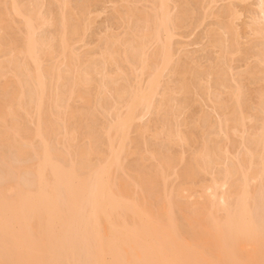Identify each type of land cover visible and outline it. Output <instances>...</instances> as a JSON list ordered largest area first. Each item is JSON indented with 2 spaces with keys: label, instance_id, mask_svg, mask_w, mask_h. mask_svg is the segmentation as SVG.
I'll return each mask as SVG.
<instances>
[{
  "label": "bare ground",
  "instance_id": "obj_1",
  "mask_svg": "<svg viewBox=\"0 0 264 264\" xmlns=\"http://www.w3.org/2000/svg\"><path fill=\"white\" fill-rule=\"evenodd\" d=\"M43 2L0 0V155L15 158L0 177V264H264V0L243 30L256 52L240 40L246 0H110L122 33L93 52L76 47L88 1ZM196 9L214 21L207 66L174 43ZM197 99L208 111L189 126ZM200 174L203 200L187 202L178 181Z\"/></svg>",
  "mask_w": 264,
  "mask_h": 264
},
{
  "label": "rangeland",
  "instance_id": "obj_2",
  "mask_svg": "<svg viewBox=\"0 0 264 264\" xmlns=\"http://www.w3.org/2000/svg\"><path fill=\"white\" fill-rule=\"evenodd\" d=\"M86 1H88V4H87V6H89V7H87L88 8V10L90 11V14H89V16H90V19H91V21L93 20V22H92V24H91V26H90V28L87 30V32H86V34H85V37H84V40H85V42H88V44L89 45H87V47L84 49H82V44H80V45H77L76 47H78V48H80V52H83L84 50H86L87 51V49H88V46H89V49H88V51L89 52H93L94 50H96V51H98L99 50V47H101L100 45H102L103 44V41L102 40H100L99 41V39L101 38V37H103L104 36V34L107 32V31H111V32H117L118 33V31H119V33H122V28H121V21H120V18H119V16L118 15H116L117 13H116V11H113V10H115L114 8H112V7H110V0H86ZM105 1H106V3H105ZM79 2H80V4H81V2H83V0L81 1V0H70V3H71V5L73 6V7H75L77 4H79ZM96 2V3H95ZM105 4H104V3ZM85 3V1L83 2V4ZM256 3H257V0H246V2H241V3H236V5H237V8L240 10V11H243V15H242V17L240 18V20L239 21H237V23L239 24V26L242 28V38L240 39L242 42L241 43H243L244 41V43L243 44H245L247 47L249 46H251V48H250V52H256L257 51V49H258V47H259V41H254V42H252V40H247L248 39V37H247V33L246 32H243V30L245 29L246 30V28H244L245 27V22L247 21V14H248V12L249 11H252V10H255L256 9ZM74 4V5H73ZM43 5H44V7H43V12H45L46 14H48V13H50V12H53V9H54V11H56V12H54V13H57L58 11H57V9H56V6H55V4H54V2H53V0H44V2H43ZM51 5V6H50ZM103 5V6H102ZM119 5V3L117 4V6ZM55 6V7H54ZM112 6V5H111ZM51 7V8H50ZM99 7V8H98ZM93 8V9H92ZM50 9V10H49ZM94 9H95V11H94ZM243 9V10H242ZM47 11V12H46ZM97 11V12H96ZM195 14V15H194ZM193 14V19H192V21H191V23L186 27V28H184V29H182V30H180L179 31V35H177V37H175L174 38V43L175 44H179V45H177V47H179L180 49H182L189 57H192V58H194L196 61H198L200 64H203L204 66H207L208 64H209V62H215L216 61V59L214 58V57H217L216 55V53H217V51H216V49H214V48H212V47H208L207 45H206V39L204 38V32H205V27L207 28V27H209V26H211L212 25V23L214 22L213 20H210V19H208V20H206L205 21V23L203 22V25H200V11H199V9H196V12ZM18 22H19V20L18 19H16V23L18 24ZM199 24H198V23ZM210 22V23H209ZM15 23V25H17ZM120 25H118V24ZM207 23V24H206ZM210 24V25H209ZM15 25H14V27H15ZM196 25V26H195ZM198 25H199V27H198ZM18 27L20 26V23H19V25H17ZM16 26V27H17ZM112 26V27H111ZM190 26V27H189ZM15 27V28H16ZM189 27V28H188ZM52 28V29H51ZM55 27L54 26H48V28H46V30H44L43 32H41L42 34H49L50 32H53ZM114 28V29H113ZM191 29H193V30H191ZM49 30V31H48ZM105 30V31H104ZM243 33H245V34H243ZM0 37L2 36V33L0 32ZM203 34V35H202ZM181 35V36H180ZM5 37H7V36H5ZM87 38V39H86ZM203 38H204V40H203ZM102 39V38H101ZM176 39V40H175ZM95 40H97V41H95ZM247 40V41H246ZM250 41V42H249ZM247 42V43H246ZM96 43V44H95ZM185 43V44H184ZM253 43V44H252ZM186 45V46H183V45ZM250 44V45H249ZM204 45L206 46V48H204ZM244 45V46H245ZM258 45V46H257ZM97 46V47H96ZM99 46V47H98ZM245 46V47H246ZM96 47V48H95ZM183 47H185V48H183ZM93 49V50H92ZM186 49V50H185ZM181 50V51H182ZM190 50V51H189ZM214 50L216 51V52H214ZM192 52V53H191ZM0 53H2V52H0ZM5 54V53H4ZM4 54L2 53V54H0V61L1 60H3V59H5L6 58V54H5V56H4ZM2 55H3V57H2ZM3 58V59H2ZM209 58V59H208ZM215 60V61H214ZM206 61V62H205ZM208 61V62H207ZM241 61V62H240ZM243 58L241 59H238V60H235V62H234V66H235V70H241L242 68H243ZM49 64H51V62H48L47 64L45 63L44 65H46V66H48ZM110 70H112V69H110ZM2 80L1 81H3L4 80V77H2L1 78ZM256 85H257V87H256ZM93 86H94V84H93ZM92 86V87H93ZM251 89H250V88ZM249 88V89H248ZM248 90H247V94L245 95L246 97H247V99H252L253 98V96H254V94H252V92H254L253 91V88H254V90H255V88H258V84H249L248 85ZM94 90V89H93ZM252 90V91H251ZM251 91V92H250ZM94 92V91H93ZM252 95V96H251ZM94 95H91V103L93 104V102H94V97H93ZM246 97H245V99H246ZM250 97H252V98H250ZM200 102V103H199ZM73 103V102H72ZM76 103V104H75ZM75 103H73V106H75V108H78V107H80L82 104L79 102V100H78V103H77V100H76V102ZM79 104H80V106H79ZM91 104V105H92ZM77 105H78V107H77ZM201 105V106H200ZM253 108H255V110H257L256 109V105H252L251 104V111H253L254 109ZM208 108H206V106L203 104V102L202 101H200V99L198 100H196V102H194L193 103V105H191V107L189 108V110L187 109L186 110V114L184 113V115H183V117L185 118V119H187L188 121V123L190 122V124H188L189 126H191V122L192 121H190V120H193V119H197V116H199L200 115V113H202L203 111H208L207 110ZM200 110H202V112L200 111ZM253 111V112H251L253 115H254V122L256 123L257 122V120H258V115H257V112L258 111ZM198 111V112H197ZM197 112V113H196ZM194 116H193V115ZM196 115V116H195ZM252 115V116H253ZM150 116V117H149ZM193 116V117H192ZM257 117V118H256ZM152 120H151V119ZM156 118V119H155ZM214 117H212L211 118V124H215L216 123V119L214 120L213 119ZM255 118H256V120H255ZM149 119H150V121H151V123H150V121H149ZM154 119V120H153ZM157 121L158 119H157V115H155V113H154V115L152 114V115H148V116H146L142 121L143 122H149V124H153L154 123V121ZM155 121V122H156ZM215 121V122H214ZM254 122H252V123H248L247 124V127H248V129L250 130V132H252L253 131V129L251 128V125L254 123ZM136 124H141V122L138 120V121H136L135 122ZM213 124V125H214ZM151 130H150V132H154V128H153V126H151V128H150ZM183 129H185V127H183ZM194 131H195V133H196V136H197V138L200 136V132H201V129L200 128H197L196 127V129H194ZM197 131V132H196ZM199 131V132H198ZM152 133H150L147 137H148V139H149V142H150V146L152 145H156V146H158V147H160L161 149H163L164 151L166 150V147H167V144L166 143H162V144H160V143H158L157 141H155L154 140V138H152V136H151V134ZM133 135H135L134 133H133ZM199 135V136H198ZM60 138V137H59ZM199 139H200V137H199ZM154 140V141H153ZM234 140H236V137H234ZM36 142V141H35ZM85 142V143H84ZM82 145H88V140L87 139H85V141L83 140L82 142ZM158 144V145H157ZM154 145V146H155ZM194 146V147H193ZM149 147V146H148ZM176 147L178 148V149H176ZM172 146V148H175V151H174V149H170L172 152H179L178 150L180 149V151H181V148L179 147V146ZM186 149H185V156L187 155V157L189 156V154H191V152L193 151V150H195V149H197L198 148V142H197V144H192V148H188V147H185ZM188 149V150H187ZM4 155L2 156V155H0V168H1V166H2V168H3V166H5V165H7V163H14L15 161L13 160V159H15L13 156H14V154H12L13 152L12 151H10L9 149H4ZM32 154L34 153L33 151L31 152ZM180 153H182V152H180ZM188 153V154H187ZM178 154V153H177ZM133 156V155H132ZM131 156V157H132ZM13 157V158H12ZM131 157L129 156L127 159V161L125 162L124 161V163L126 164L128 161V163L127 164H131L132 162H133V160H134V162H135V159H136V157L135 156H133L132 157V160H131ZM8 158V159H7ZM135 158V159H134ZM12 159V160H11ZM131 161H130V160ZM147 160H144L143 161V163H146V165H148V168H150V167H152L153 165H154V160H153V162H152V160L151 159H149V158H146ZM4 161V162H3ZM12 161V162H11ZM134 162H133V164H134ZM151 162V163H150ZM133 164H131V165H133ZM144 166H145V164H144ZM181 166H183V164H180V165H178V168H180ZM220 167V169L222 168V165H220L219 166ZM219 167H217L216 168V172L218 171V169H219ZM5 168V167H4ZM4 168L3 169H0V177L4 174L3 172H4ZM146 168H147V166H146ZM147 168V169H148ZM219 169V170H220ZM205 176H201V174L199 175V177L197 178V180H195V181H192V180H186V181H188V182H186L185 180H183L181 183H180V181H178V183L179 184H182V185H187V187L186 188H188L189 190H191L190 192H192V194L193 195H191V196H189V195H187L185 192H184V194L185 195H187V199H189L187 202H199V201H201V200H203V197H201L202 196V192H201V190H199L200 189V187H198V185H200V183L201 182H206V180H207V182H208V180H210V176H206L205 178H204ZM207 177H208V179H207ZM204 178V179H203ZM199 179V180H198ZM191 182H193V183H195V184H191L190 185V183ZM176 183V182H175ZM178 183H176V184H178ZM186 183V184H185ZM188 185H190V188L188 187ZM196 186V187H195ZM191 187H192V189H191ZM198 187V188H197ZM196 191V192H195ZM188 192V191H187ZM200 192H201V194H200ZM197 194V195H196ZM195 195V196H194ZM198 195H199V198L201 199H198ZM197 196V197H196ZM197 200H196V199ZM195 201H194V200Z\"/></svg>",
  "mask_w": 264,
  "mask_h": 264
}]
</instances>
